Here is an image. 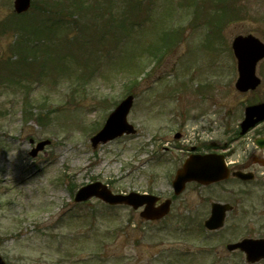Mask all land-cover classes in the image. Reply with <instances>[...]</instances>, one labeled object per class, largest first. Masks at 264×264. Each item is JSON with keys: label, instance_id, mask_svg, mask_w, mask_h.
I'll list each match as a JSON object with an SVG mask.
<instances>
[{"label": "rangeland", "instance_id": "374dc122", "mask_svg": "<svg viewBox=\"0 0 264 264\" xmlns=\"http://www.w3.org/2000/svg\"><path fill=\"white\" fill-rule=\"evenodd\" d=\"M35 2L18 16L14 0H0L7 29L0 31V254L9 264H248L220 239L237 224L239 233L247 222L256 230L264 222L242 220L237 205L222 230H203L215 241L200 234L210 203L229 199L223 184L189 183L157 221L128 205L74 196L101 181L115 193L173 197L186 149L219 135L209 126L223 103L264 99V59L260 90L231 94L238 76L232 41L240 34L264 41V0H142L141 9L135 0H85L84 28L80 18L68 25L53 14L54 36L39 7L64 14L75 5ZM171 32L177 36L156 52ZM37 43L35 54L22 49ZM26 92L33 102L27 118ZM128 92L135 95L128 121L137 132L94 148V131ZM178 131L183 138L174 137ZM31 139L51 144L32 157Z\"/></svg>", "mask_w": 264, "mask_h": 264}, {"label": "water", "instance_id": "95a60500", "mask_svg": "<svg viewBox=\"0 0 264 264\" xmlns=\"http://www.w3.org/2000/svg\"><path fill=\"white\" fill-rule=\"evenodd\" d=\"M31 0H15V10L23 12L30 6ZM234 53L238 60L239 79L237 87L246 91L255 88L261 79L256 75L257 63L264 58V43L253 35L237 36L233 41ZM134 97L129 95L117 108L110 114L105 126L95 136L92 137L93 146L99 143H105L124 133L136 132L134 126L127 121V115L133 105ZM264 119V103L248 107L247 120L248 125H253V118ZM246 130V129H245ZM179 136V135H177ZM50 141H42L37 148L32 151L36 155L40 149H43ZM226 167L221 158H214L212 155H194L189 158L183 168H181L173 181L175 193L180 194L190 181H198L202 184H209L224 179ZM240 175V174H239ZM242 175V174H241ZM240 175V176H241ZM248 178L249 176H242ZM92 195H97L111 204L126 203L139 208L146 204L142 216L148 219L161 218L170 210L171 200H166L160 206L156 207L157 197L149 194H139L132 192L128 195L114 194L112 191L100 182H95L82 187L77 193V200H85ZM229 205L214 203L212 215L206 220L205 225L210 229H216L224 224L226 211L230 209ZM236 245L230 246V248ZM242 248L247 252L250 261H256L264 257V240H247L243 242ZM0 264H6L0 257Z\"/></svg>", "mask_w": 264, "mask_h": 264}, {"label": "flooded vegetation", "instance_id": "af4514ba", "mask_svg": "<svg viewBox=\"0 0 264 264\" xmlns=\"http://www.w3.org/2000/svg\"><path fill=\"white\" fill-rule=\"evenodd\" d=\"M261 87L262 84L256 90L245 93L239 92L234 87V92L231 93L230 88L228 92L230 91L232 95L243 97L258 92ZM227 96L229 95L226 94L225 101ZM250 103L253 102L240 100L235 103L229 100L227 103L224 102L223 111L220 113L222 116L220 115L215 120L213 119L209 126L210 132L218 133L219 135H215L216 137L214 135L210 136L211 140L206 142V147H201L198 144L189 145L186 153L183 154L184 157L179 162L180 164H178V168L192 152L224 155L229 168V175L223 181L224 187L228 190L229 199L224 202L233 204L234 207L228 216L235 211L237 205L241 210L242 220L245 221L246 218L253 217L254 220L261 224L264 222V121L257 123L246 133H242L245 108ZM212 106L214 105L212 104ZM181 136L183 138V133ZM165 149L168 150L169 148L165 147ZM240 171L250 173L252 179L238 177L236 173ZM240 227L241 225L237 224L231 229L234 230V232L229 233L230 237L234 236L232 239L235 240L240 235H243L242 239L264 238V236H254L255 232H260L264 229V224L256 230L247 222L238 233L236 230ZM234 252L238 255H244L246 259L244 251L238 249Z\"/></svg>", "mask_w": 264, "mask_h": 264}, {"label": "trees", "instance_id": "16d2710c", "mask_svg": "<svg viewBox=\"0 0 264 264\" xmlns=\"http://www.w3.org/2000/svg\"><path fill=\"white\" fill-rule=\"evenodd\" d=\"M85 0H74L73 1V3L72 4H74L75 5V11H71V12H65L64 14L63 13H61L60 11H58V15L60 16L59 18H58V21L60 22V23H66V24H74L71 20H72V18L73 19H78V18H80V19H82V18H84V15L83 14H85V12L86 11H88V9H89V7H87L86 5H85ZM129 2H130V0H129ZM55 5V4H54ZM39 9L41 10V12L43 13V14H45L46 12H48V10H46V7L45 6H42V7H39ZM137 9V8H136ZM78 12L77 13V15H76V13L75 12ZM117 22L118 23H120V21L119 20H117ZM45 25H47V23L45 24ZM38 29V28H37ZM44 31V29L43 28H40V31L41 32H43L42 30ZM46 29V28H45ZM51 29V28H50ZM51 31L52 32H54L55 30L53 29V27H52V29H51ZM54 36V35H53Z\"/></svg>", "mask_w": 264, "mask_h": 264}]
</instances>
